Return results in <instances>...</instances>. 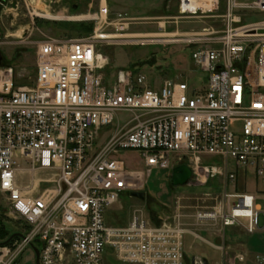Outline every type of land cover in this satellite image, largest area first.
I'll return each mask as SVG.
<instances>
[{
	"label": "built area",
	"instance_id": "obj_1",
	"mask_svg": "<svg viewBox=\"0 0 264 264\" xmlns=\"http://www.w3.org/2000/svg\"><path fill=\"white\" fill-rule=\"evenodd\" d=\"M108 12L99 4L94 13L59 17L96 27L88 36L36 41L27 85L16 83L2 56L0 195L22 236L0 245V264H20L29 246L39 264H103L108 256L121 264H184L186 238L199 239L198 229L261 228L255 195L235 181L238 170L264 178V18L251 21L264 17V0H178L181 16L220 25L188 32L160 25L159 33H127L131 18L109 20ZM104 44H182L204 83L169 78L154 87L136 68L109 72ZM181 164L191 169L189 187L222 177L217 206L189 213L178 199L172 216L153 222L131 204L125 223H109L131 192L146 196L153 171L167 179ZM26 173L44 176L24 187L18 177Z\"/></svg>",
	"mask_w": 264,
	"mask_h": 264
},
{
	"label": "rangeland",
	"instance_id": "obj_2",
	"mask_svg": "<svg viewBox=\"0 0 264 264\" xmlns=\"http://www.w3.org/2000/svg\"><path fill=\"white\" fill-rule=\"evenodd\" d=\"M92 1L91 8L88 3ZM108 19L121 14L131 18L127 33L146 34L159 33L160 25L168 31L188 32L199 30L209 25L220 27L219 22L208 17H183L178 12V0H107ZM76 5V8H73ZM98 0H0V53L4 62L8 61L15 73V81L18 85H27L30 77L34 75V63L36 41L46 36L52 37H83L92 33L96 24L92 21V31L85 33L76 21L60 19L79 14L94 13L98 10ZM58 17V18H55ZM264 17L258 16L251 21H258ZM164 22V24H162ZM108 34L114 33L111 26H104ZM25 42L22 43L21 41ZM102 52L108 57L109 72L118 68H136L142 72L151 85L158 87L165 79H190L189 82L203 84L204 74L194 67L190 59V49L182 44H155V45H101ZM123 113L119 117H123ZM134 159L135 154L127 153ZM208 163L216 162L212 157H204ZM235 168L230 161L229 169ZM238 174L235 186L242 191L250 192L261 190L264 187V178H256L251 170ZM165 171H153L147 179L146 196L144 201L135 198H127L116 205V211L109 217L110 224H123L128 220L131 204H139L144 207L147 217L156 222L158 219L170 217L176 211L178 199L182 206L191 213L193 209L210 208L220 202L224 186L222 177H216L206 182L204 186L189 187L186 184L173 186L171 178L165 179ZM44 176L42 173H26L18 177V184L26 186L31 177ZM245 186V187H244ZM227 192H234L231 184L226 187ZM260 202V201H259ZM262 214L260 223H262ZM0 226H4L8 237L9 233L22 230L18 220L8 214L7 204L0 195ZM206 230V229H203ZM202 235V234H201ZM205 236V235H204ZM10 237V236H9ZM8 237V238H9ZM7 238V239H8ZM5 239V240H7ZM189 242V238L186 239ZM226 249H224V252ZM202 255L209 264L221 261V251L208 246L197 239L191 249L186 248V258L191 261L193 255ZM103 264H121L113 257L108 256ZM199 258V257H198ZM20 264H36L35 253L29 246L20 258Z\"/></svg>",
	"mask_w": 264,
	"mask_h": 264
},
{
	"label": "crops",
	"instance_id": "obj_3",
	"mask_svg": "<svg viewBox=\"0 0 264 264\" xmlns=\"http://www.w3.org/2000/svg\"><path fill=\"white\" fill-rule=\"evenodd\" d=\"M98 3L106 4L107 6L110 4L107 0H98ZM91 6L92 1L88 3V8H91ZM237 190L241 191L238 186ZM242 191L250 192L247 190V186ZM250 193L255 195L257 205L262 210L261 228L253 233H247L237 226L222 229L218 224L207 226L206 230L198 229L199 240L221 251V261H215L213 264H264V187L261 190L256 189V191ZM187 238H189V242L185 243V252L186 248L190 250L193 242L197 240L191 236H187ZM224 249H226L225 252ZM193 256L206 259L202 255L195 254ZM238 257H242V260L239 261ZM206 261L208 263L207 259ZM184 264H190L186 255Z\"/></svg>",
	"mask_w": 264,
	"mask_h": 264
},
{
	"label": "water",
	"instance_id": "obj_4",
	"mask_svg": "<svg viewBox=\"0 0 264 264\" xmlns=\"http://www.w3.org/2000/svg\"><path fill=\"white\" fill-rule=\"evenodd\" d=\"M73 8H76V5H73ZM2 60V54L0 53V63ZM191 177V169L185 165V164H181V165H177L172 169V173H171V184L173 186H179V185H184L187 183V181L190 179ZM131 197L139 200V201H144L145 200V193L144 192H131ZM20 237L22 236L21 233H14L12 235H10V237L5 240V241H0V245H5L7 243H9L11 241L12 238L14 237ZM33 251L35 253V263L39 264L38 261V249L33 247ZM190 264H208L206 259H200L197 258L195 256H193L191 258Z\"/></svg>",
	"mask_w": 264,
	"mask_h": 264
},
{
	"label": "trees",
	"instance_id": "obj_5",
	"mask_svg": "<svg viewBox=\"0 0 264 264\" xmlns=\"http://www.w3.org/2000/svg\"><path fill=\"white\" fill-rule=\"evenodd\" d=\"M78 27L85 33H88V32L92 31V24L91 23L81 22V23H79ZM6 233H7V230L4 228V226L3 227L0 226V241H5V239H7L10 235H12L14 233H19V231L9 233L8 237H4L3 238V235L6 234Z\"/></svg>",
	"mask_w": 264,
	"mask_h": 264
},
{
	"label": "bare ground",
	"instance_id": "obj_6",
	"mask_svg": "<svg viewBox=\"0 0 264 264\" xmlns=\"http://www.w3.org/2000/svg\"><path fill=\"white\" fill-rule=\"evenodd\" d=\"M104 37L110 39V38H112V37H114V36H112V35H108V36H104Z\"/></svg>",
	"mask_w": 264,
	"mask_h": 264
}]
</instances>
